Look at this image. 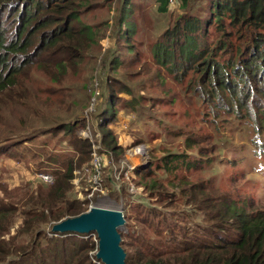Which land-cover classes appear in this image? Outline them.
I'll list each match as a JSON object with an SVG mask.
<instances>
[{
	"label": "trees",
	"instance_id": "trees-1",
	"mask_svg": "<svg viewBox=\"0 0 264 264\" xmlns=\"http://www.w3.org/2000/svg\"><path fill=\"white\" fill-rule=\"evenodd\" d=\"M111 1L104 0V4ZM149 1L122 0L117 8L121 17L106 36L109 17L92 25L83 21V16L96 5L92 0H0V117L9 102L12 107L24 108L27 103L47 97L66 101L68 110L49 120L37 104L27 107L26 114L16 120L20 126L32 122L20 131H28V136L4 137L0 141V158L7 155L13 159L12 150L17 146L44 137L59 147L67 145L72 153L62 160L47 153L41 160L30 152L40 168L57 164L49 172L53 182L46 184L36 178L35 190L21 187L9 194L3 192L0 264H96L94 259L100 262L90 256L96 250L95 231L81 234L51 229L61 220L87 211L91 201V190L79 191L70 183L73 171L91 160V141L74 134L78 126H87V121L81 123L77 115L89 107L90 97L99 100L93 112L95 128L114 162L123 155L113 138L119 112L138 117V112L145 110L143 103L157 99L140 90L146 88L145 80L137 82L141 87L137 90L127 83L129 77L138 76L139 69L132 67L141 62L145 53L157 65L153 83L164 87L163 70L174 81L186 83L187 93L207 107L213 120L222 112L229 113L240 121L247 120L257 134H263L264 0H179L176 18L168 11L167 0H154L157 15H168L167 26L159 34L133 43V28L144 37L142 29L148 26L146 11L153 7L145 6ZM135 13L140 18H134ZM104 37H115V45L102 53L100 41ZM91 50L99 51V63L96 57L86 55ZM92 61L105 77L96 72L94 80L88 78L92 75L88 73ZM121 67L127 69L124 80L116 76ZM80 68L86 70L81 74L82 82L68 84L67 77L77 74ZM36 72L43 78L31 77ZM26 80L28 84H23ZM94 81L97 89L92 86ZM43 84L45 94L40 90ZM121 93L129 95V99L121 97ZM183 146L181 153L171 151L161 157L163 173H174L178 163L188 167L190 163L196 169L206 161L202 151L195 154L196 161L186 158V150L200 146L195 140L185 138ZM151 167H136L135 179H130L140 195L148 193L142 199L151 206L141 201L132 208V216L124 219L135 223L127 225L128 240L119 244L125 264H264V211L248 202L247 192L220 191L214 179L184 181L175 174L171 178L177 177L175 183H163L153 176ZM101 177L105 178L104 185L118 186L112 199L122 200L129 193V181H125L121 171L119 182L106 168ZM138 177L145 183L138 182ZM17 211L22 223L15 228L9 220ZM12 229L15 232L11 235Z\"/></svg>",
	"mask_w": 264,
	"mask_h": 264
},
{
	"label": "rangeland",
	"instance_id": "rangeland-1",
	"mask_svg": "<svg viewBox=\"0 0 264 264\" xmlns=\"http://www.w3.org/2000/svg\"><path fill=\"white\" fill-rule=\"evenodd\" d=\"M92 1L95 2L96 5L92 6L89 12L83 16V21L92 25L109 17V27L105 33L107 36L111 29L114 28V21L121 17L117 8H119L122 0H112L108 5L104 4V0ZM132 1L137 2V0ZM151 5L153 6L152 10L146 11V24L148 23V26L142 29L144 37H142L137 29L133 28V43H136L140 38L147 39L151 37L152 34H159L167 26L169 21L168 15H157L159 14L157 12L158 5L154 0H150L145 6L149 7ZM167 7L168 11L172 14V18H176V15L179 13H176L179 6L175 5L170 7L167 5ZM134 18H140V16L135 13ZM210 29L212 30V28ZM100 44L103 48L100 52L104 51L105 48L110 49L115 45V37H104V39L100 41ZM98 53L99 51L91 50V52H88L86 55H91L95 58ZM100 59L101 56L97 58V63L100 62ZM97 63L95 64L96 66L94 65V61L88 64V73L91 74L92 72V75H88V78L91 77L92 80H94L93 76L96 72L98 74L101 73L100 75L102 78L105 77L101 68L97 67ZM156 67L157 65L153 62L148 53L142 56V60L138 65L132 67L134 70L139 69V74L136 78L129 77L127 83L133 86V90H137L141 88L137 82L145 80L146 88L140 90H145V94L157 99L154 102L143 103L142 106H144L143 108L145 110H143L141 114L138 112V117H132L123 112H119L115 126H119V128L115 129L113 126L115 130L113 138L115 143L122 148L123 155L122 157L120 156L121 158L119 157L117 162H114L115 158L111 155L110 150L104 148L100 143L102 141L97 134V128H95L97 124L95 119L96 114L88 112V110L92 111L91 104L94 100L92 97H90L89 107L77 115L81 123L82 120H86L87 123L89 121L90 125L86 128L83 127V124L78 126L74 134L80 139L85 138L86 134L89 138L95 140L100 139L98 143L100 147L99 151L107 157V164L104 168H106V172H111L117 182L120 180V171L123 173L126 181L128 178H134L135 174L133 171L136 167L144 168L151 165L153 176L157 177L163 183L168 180L175 183L177 177L173 180L171 179L174 177V174L178 177L182 176V178L185 179L184 181L189 180L196 182L200 179H214L220 191L229 192L237 189L241 192L245 191L250 196H247L248 202H252L256 209L264 211V132L261 135L257 134L252 125L247 123V120L240 121L229 113L222 112L217 120H213L208 114L207 107L200 104L199 100L192 94L187 93L186 83L174 81L172 77L163 70H161V72L163 75L162 80L164 87L162 88L157 83H153L152 77L156 73ZM121 68L122 69L119 70L116 76L119 80H124L127 78V69ZM85 72L86 70L84 68H80L77 74L68 76V84H80L82 82L81 74ZM36 76L43 78L38 72L31 77ZM150 78L151 80L149 81L148 79ZM28 82L29 80H26L23 84H28ZM97 85L98 83L96 81L92 83L95 89L98 88ZM40 90L43 94L46 93L45 84L40 86ZM87 94H89L88 90ZM120 96L129 99V95L125 93H121ZM96 101L97 103L99 102L98 99H96ZM36 104L46 114L49 120H53L68 113L66 101L65 103L61 102L55 97L40 98L34 104L32 102L27 103L24 108L12 107L9 102L6 104V109L4 110L5 114L0 117V141L5 140L4 137L7 136H11L10 139H15L19 136H28V131H20H22L24 127L31 126L32 122L28 121L20 126L16 119L26 114L27 107H32ZM118 109H121V106H119ZM58 135L59 133H57V137ZM185 138H188L191 142L195 140L200 144L199 147L186 150V158L196 161L195 154L202 151L206 155V161L201 162L200 166L196 169L190 163L189 167L178 163V168L175 169L174 173H163L161 170V157L167 155L171 151L179 153L184 151L183 142ZM21 145L12 150L13 155L11 157H13V159L7 158V155H4V158H0V197L4 195V191L9 194L12 193L15 188L28 187L30 191L35 190L38 185V182H36V175L40 173L50 174V169L57 167V164L54 163H51L50 166H46L45 168L38 167L31 158L30 152L38 155L41 160L45 159L47 153L56 155V158L59 160H62L64 156H68L69 154L72 155L71 150L66 147L67 145L63 144L62 147H59L55 145V141L45 139V137L37 139L35 142H28L27 145ZM18 160L20 162H17ZM128 171H132L131 174H129ZM182 178L178 181L180 182ZM104 179L105 178L100 177L102 183L101 191L89 195L91 201L88 202L87 211L89 206L120 210L123 216H125L124 219L127 220V218L132 216V208L136 204L141 203V201H143L142 203L146 206H151L149 201L142 199V197H146L148 193L146 192L147 195L142 196L137 190L135 193H125L122 200L119 199L117 201L112 199L111 195L116 191L118 186L115 188L109 185L106 186V184H103ZM137 180L138 182L145 183V179L141 177H138ZM83 183L86 185H82ZM90 185L92 184L90 183ZM80 187L83 191L86 189L88 190L89 184L83 181ZM111 187L112 189H110ZM132 189H134V187ZM94 196L95 198H92ZM249 205L250 204H246V206ZM10 218V225L15 228L22 223L19 211ZM134 224V221L132 223H126V221H124V225L118 228L121 241L126 242L128 240L127 235L130 231H128V226H134ZM46 231H49V227ZM14 232L12 229L10 234L12 235ZM91 238L96 241L95 237L91 236ZM94 252H92V254H94Z\"/></svg>",
	"mask_w": 264,
	"mask_h": 264
},
{
	"label": "water",
	"instance_id": "water-1",
	"mask_svg": "<svg viewBox=\"0 0 264 264\" xmlns=\"http://www.w3.org/2000/svg\"><path fill=\"white\" fill-rule=\"evenodd\" d=\"M124 225L120 210L92 207L72 218H65L52 227L53 232H77L86 234L95 231L97 251L95 257L102 264H125L124 251L120 247L118 228Z\"/></svg>",
	"mask_w": 264,
	"mask_h": 264
},
{
	"label": "built area",
	"instance_id": "built-area-1",
	"mask_svg": "<svg viewBox=\"0 0 264 264\" xmlns=\"http://www.w3.org/2000/svg\"><path fill=\"white\" fill-rule=\"evenodd\" d=\"M178 4H179V0H167V5H169L170 7H173V6L178 5ZM95 87H97V86H95ZM92 99H94L92 104H91L92 105L91 106V110L92 111L88 110L89 113L94 112L95 106L97 105V101H96L95 97H92ZM89 125L90 124H89V121H88L86 127H89ZM93 135H95V134H93ZM85 136L86 137L83 138V139L84 140H89L92 143L91 160H90L89 164H86V165H84V166H82V167H80L78 169H75L73 171V178L70 180V183L72 185H74L75 188L77 190H79V191L81 190L80 185H81V183L83 181L88 183L89 184L88 188H89V190H91L90 193H89V195H90V194H93V193H95L97 191L100 192L101 189H102V183H101L100 177H101L102 169L107 164L106 163L107 162V157L103 153H101L99 151L100 147H99L98 143H99L100 139L95 140V139L89 138V136L87 134ZM133 155H135V154H133ZM132 171H128V173L131 174ZM36 177H37V179L41 180L43 183H46V184H51L53 182V178L49 174L40 173V174H37ZM130 179L131 178H128V181H129V192L135 193L136 188H135V186L133 185V183L131 182ZM90 183L92 185H90ZM133 187H134V189H132ZM85 191H87V189ZM89 195H88V198H90ZM90 208H92V207L89 206V209ZM96 251H97V244H96V250H95L94 254L91 253L90 255H94V257H95ZM93 261L96 264L97 263L98 264L99 263L102 264L101 261L98 262V261H95V259Z\"/></svg>",
	"mask_w": 264,
	"mask_h": 264
}]
</instances>
